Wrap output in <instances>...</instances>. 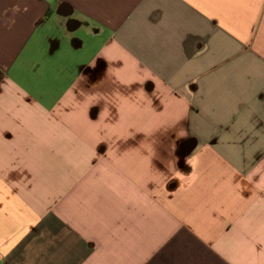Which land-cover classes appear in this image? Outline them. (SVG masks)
Listing matches in <instances>:
<instances>
[{
	"label": "crops",
	"instance_id": "crops-1",
	"mask_svg": "<svg viewBox=\"0 0 264 264\" xmlns=\"http://www.w3.org/2000/svg\"><path fill=\"white\" fill-rule=\"evenodd\" d=\"M257 164L264 0H0V264H264Z\"/></svg>",
	"mask_w": 264,
	"mask_h": 264
},
{
	"label": "clouds",
	"instance_id": "clouds-1",
	"mask_svg": "<svg viewBox=\"0 0 264 264\" xmlns=\"http://www.w3.org/2000/svg\"><path fill=\"white\" fill-rule=\"evenodd\" d=\"M132 82L142 83L139 80H134V81H131L128 85H130ZM187 163L191 166V168H194L197 165V160L192 159L190 161H187ZM238 175L240 176V180L237 181L238 182V188H239L240 192L243 189H247L249 187V184L252 185L251 189L253 187L259 188V187L264 186V165L257 164V166L254 167L253 169H251L247 174H242L239 169H236L232 174V179L234 178V176H238ZM257 175L259 177L258 181L262 182L260 184H254L253 177H255ZM179 179H180V177H179Z\"/></svg>",
	"mask_w": 264,
	"mask_h": 264
}]
</instances>
